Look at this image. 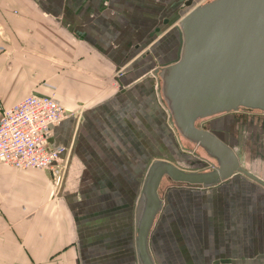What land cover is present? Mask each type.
I'll list each match as a JSON object with an SVG mask.
<instances>
[{
  "label": "crops",
  "instance_id": "crops-1",
  "mask_svg": "<svg viewBox=\"0 0 264 264\" xmlns=\"http://www.w3.org/2000/svg\"><path fill=\"white\" fill-rule=\"evenodd\" d=\"M185 1L0 0V111L29 95L66 111L46 136L58 183L0 163V264H139L145 167L182 149L150 73L176 58ZM228 181L167 189L155 264H264V188Z\"/></svg>",
  "mask_w": 264,
  "mask_h": 264
},
{
  "label": "water",
  "instance_id": "water-1",
  "mask_svg": "<svg viewBox=\"0 0 264 264\" xmlns=\"http://www.w3.org/2000/svg\"><path fill=\"white\" fill-rule=\"evenodd\" d=\"M175 28L176 58L150 75L156 78L157 97L181 148L187 150L182 139L214 163L202 158L209 167L198 170L167 158L148 162L135 213L139 264H155L149 239L163 209L158 194L163 179L172 184L168 190H206L240 174L264 188V180L240 165L232 147L198 123L240 110L264 116V0H209L192 7Z\"/></svg>",
  "mask_w": 264,
  "mask_h": 264
},
{
  "label": "built area",
  "instance_id": "built-area-1",
  "mask_svg": "<svg viewBox=\"0 0 264 264\" xmlns=\"http://www.w3.org/2000/svg\"><path fill=\"white\" fill-rule=\"evenodd\" d=\"M65 116L64 107L51 96L29 95L1 110L0 163L14 169L47 170L58 183L61 150L49 148L46 136Z\"/></svg>",
  "mask_w": 264,
  "mask_h": 264
},
{
  "label": "rangeland",
  "instance_id": "rangeland-1",
  "mask_svg": "<svg viewBox=\"0 0 264 264\" xmlns=\"http://www.w3.org/2000/svg\"><path fill=\"white\" fill-rule=\"evenodd\" d=\"M209 0H192L191 4L185 6L183 3L182 14L188 12L195 5ZM187 2V1H185ZM175 24V23H174ZM177 25V24H176ZM204 129L213 132L223 142L233 148L238 156L240 165L264 180V116L253 112L251 114L238 111L228 113L212 118L198 121ZM173 131V130H172ZM172 135H175L174 132ZM170 151L164 150L165 154L171 156L172 160L186 168H195L198 170L206 169L207 163L202 159L206 158L204 151L195 145L181 140L187 150H179L174 144V138L171 137ZM159 150V149H158ZM212 163L213 160L208 159ZM207 164V165H206ZM235 177H244L240 174H234L229 181ZM228 181V182H229ZM227 183V181H225ZM224 182V183H225ZM171 183L163 179L159 185L158 194L166 202L167 189ZM214 189V188H213ZM231 263V261H229Z\"/></svg>",
  "mask_w": 264,
  "mask_h": 264
},
{
  "label": "bare ground",
  "instance_id": "bare-ground-1",
  "mask_svg": "<svg viewBox=\"0 0 264 264\" xmlns=\"http://www.w3.org/2000/svg\"><path fill=\"white\" fill-rule=\"evenodd\" d=\"M184 16V15H183ZM182 18V17H181ZM180 20V19H179ZM178 23V22H177ZM176 29V28H175ZM177 31V30H176ZM125 43V42H124ZM171 62V61H170ZM155 88H156V86H155ZM231 113H233V112H231ZM226 114H228V113H226ZM182 140V139H181Z\"/></svg>",
  "mask_w": 264,
  "mask_h": 264
},
{
  "label": "flooded vegetation",
  "instance_id": "flooded-vegetation-1",
  "mask_svg": "<svg viewBox=\"0 0 264 264\" xmlns=\"http://www.w3.org/2000/svg\"><path fill=\"white\" fill-rule=\"evenodd\" d=\"M244 113H245V112H244ZM246 113H247V112H246ZM216 136H217V135H216ZM217 137H218V136H217ZM206 165H207V164H206ZM207 167H209V166L207 165ZM207 167H206V168H207ZM191 169H193V168H191Z\"/></svg>",
  "mask_w": 264,
  "mask_h": 264
}]
</instances>
